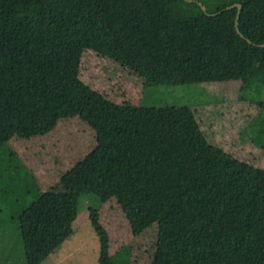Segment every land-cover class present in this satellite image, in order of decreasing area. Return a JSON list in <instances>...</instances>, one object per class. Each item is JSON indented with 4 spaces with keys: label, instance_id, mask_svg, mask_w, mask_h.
<instances>
[{
    "label": "trees",
    "instance_id": "trees-1",
    "mask_svg": "<svg viewBox=\"0 0 264 264\" xmlns=\"http://www.w3.org/2000/svg\"><path fill=\"white\" fill-rule=\"evenodd\" d=\"M180 1L0 0V190L12 180L33 193L17 216L28 264L74 235L78 196L41 192L9 141L75 117L96 132L83 165L114 187L133 233L158 223L151 264H264V169L211 143L189 106L119 105L79 74L91 49L146 86L238 80L264 89V0H198L206 12L194 0L197 14L175 18ZM238 2L243 36L238 8L227 9ZM258 107L263 117L264 100ZM98 217L90 207L97 264H129L131 247L112 255Z\"/></svg>",
    "mask_w": 264,
    "mask_h": 264
},
{
    "label": "rangeland",
    "instance_id": "rangeland-1",
    "mask_svg": "<svg viewBox=\"0 0 264 264\" xmlns=\"http://www.w3.org/2000/svg\"><path fill=\"white\" fill-rule=\"evenodd\" d=\"M175 18L197 14L189 0L170 7ZM79 74L92 89L119 105L189 106L211 143L264 169V119L258 101L264 89L242 88L238 80L180 85L146 86L141 76L113 59L85 50ZM259 118V119H258ZM12 152L35 177L40 191L74 192L78 199V229L41 264H97L100 240L89 218L96 208L109 251L114 255L129 245V264H151L156 248L158 223L135 235L115 197V189L83 165V159L96 145V132L79 117L60 119L48 133L31 137L14 136ZM0 149V163L7 158ZM5 178L4 171L0 172ZM0 190V264H28L18 224V214L33 198V193L5 182ZM70 194V193H69Z\"/></svg>",
    "mask_w": 264,
    "mask_h": 264
},
{
    "label": "water",
    "instance_id": "water-1",
    "mask_svg": "<svg viewBox=\"0 0 264 264\" xmlns=\"http://www.w3.org/2000/svg\"><path fill=\"white\" fill-rule=\"evenodd\" d=\"M189 1H194V0H189ZM196 2L199 3V5L201 6V8L206 12V7L203 5L202 2L198 1V0H195ZM234 7H237L238 8V13L236 15V20H235V26H236V31L241 35L243 36V34L241 33L240 29H239V18H240V13L242 11V3L238 2V3H235V4H232L230 6L227 7V9H231V8H234ZM217 13H209V15H216ZM261 46H264V44H261Z\"/></svg>",
    "mask_w": 264,
    "mask_h": 264
}]
</instances>
